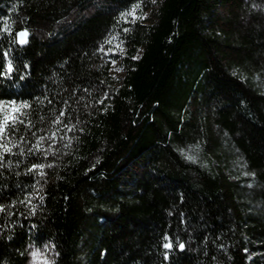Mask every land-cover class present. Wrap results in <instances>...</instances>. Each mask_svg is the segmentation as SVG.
<instances>
[{
  "label": "trees",
  "instance_id": "trees-1",
  "mask_svg": "<svg viewBox=\"0 0 264 264\" xmlns=\"http://www.w3.org/2000/svg\"><path fill=\"white\" fill-rule=\"evenodd\" d=\"M136 2L149 20H121ZM9 59L0 99L31 107L0 167V264L46 243L54 264H264V0H0Z\"/></svg>",
  "mask_w": 264,
  "mask_h": 264
},
{
  "label": "snow or ice",
  "instance_id": "snow-or-ice-1",
  "mask_svg": "<svg viewBox=\"0 0 264 264\" xmlns=\"http://www.w3.org/2000/svg\"><path fill=\"white\" fill-rule=\"evenodd\" d=\"M142 9V3L136 2L133 4L130 11L122 13L121 14V20L127 22L128 17H132L133 21L136 19H144L146 17L137 15L138 10ZM124 32L129 31V29L125 28L123 29ZM18 37V43L21 45H25L28 43V36L29 32L27 29L19 31L17 34ZM119 39L118 36L112 35L109 38L105 39L103 41V44L99 48L100 52H103L104 55H116V52L113 48H108L105 50L103 45H111L114 41H117ZM123 41L121 40L119 43L115 44V48L119 49L121 52L123 51L122 48ZM111 63L115 65V60H112ZM119 69H117L118 71ZM14 71L13 63L9 59L7 60L6 65H4L3 71H0V76H7L9 79L11 78V73ZM23 78V77H22ZM107 97V94H105V98ZM98 103L103 104L104 100L101 99L98 101ZM31 107V104L27 101L23 102H17L16 100H5L0 99V167H5L6 165H10L11 161L5 162V156L6 155H25V149L21 147V142L25 141V138L21 136L19 140L15 137V132H17L19 129L17 128V125L24 124V119L22 117L26 118L28 116V113L24 111L25 109H29ZM65 113L62 110L58 116H56L55 120L53 121L54 124H60L61 117L64 116ZM31 122L29 121V125ZM28 127V125H26ZM67 127V125H65ZM73 130L72 128H69V131ZM35 135V133H33ZM55 133H53L51 136H40L36 139V143L32 145L31 148H28L27 151L29 153H32L33 155L37 152H40L43 146V142L46 139H54ZM14 148H19V152H13ZM52 152V146L49 145V148L45 151V156L48 155V153ZM186 158L195 162V158L191 155L186 154ZM52 164H32L31 167L28 168V173H36L40 176H44L45 173L43 171L44 168L52 167ZM26 201L30 203V198H26ZM26 201H20V203H25ZM7 207L0 205V212H5L7 210ZM165 241H168L163 244V247L165 249H171L172 248V242L169 240L168 236L164 237ZM179 248L183 250L184 244L179 243ZM31 257L33 258V261H36L38 257H42L43 253L39 249H33L30 253ZM165 259H167V254H165ZM43 264H54V262L48 261L47 259L43 260Z\"/></svg>",
  "mask_w": 264,
  "mask_h": 264
},
{
  "label": "rangeland",
  "instance_id": "rangeland-1",
  "mask_svg": "<svg viewBox=\"0 0 264 264\" xmlns=\"http://www.w3.org/2000/svg\"><path fill=\"white\" fill-rule=\"evenodd\" d=\"M158 1H160V0H158ZM143 16L146 17V18L140 19V21H142V22L144 20L148 21L149 18H150L149 12H146ZM131 19H132V17H131ZM119 42L120 41L118 39L117 41H114L113 44L110 45V48H113L114 51L116 52L115 65L112 64V66H111V76H113L116 80L121 79L123 77V75H124V73L122 71V68L119 65L120 64V58H121V56L123 54L124 49L121 52L119 49L115 48V44L119 43ZM117 69H119V70L117 71ZM241 173H242L243 177L248 178L249 175L246 172L241 171ZM33 249H39L43 253V256L42 257H38L36 259V261H33V258L30 255V253H31V251ZM53 258H54V249H53V246L51 244L46 243L42 247L29 246L28 247V260H27L26 264H43V260L44 259H47L48 261L52 262Z\"/></svg>",
  "mask_w": 264,
  "mask_h": 264
}]
</instances>
